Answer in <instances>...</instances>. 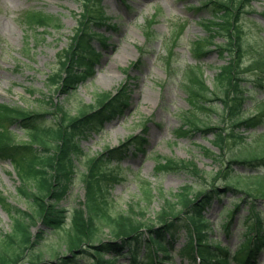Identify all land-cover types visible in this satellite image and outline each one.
<instances>
[{
  "label": "trees",
  "instance_id": "obj_1",
  "mask_svg": "<svg viewBox=\"0 0 264 264\" xmlns=\"http://www.w3.org/2000/svg\"><path fill=\"white\" fill-rule=\"evenodd\" d=\"M78 1L82 5L79 25L69 45L58 53V66L47 76L50 86L60 87L67 94L90 78L88 71L94 68L91 57L96 54L92 41H105L95 25L109 21L101 0ZM242 1L246 3V0L205 3L211 2L218 16L206 25H214L210 29L217 26L216 32L223 29L227 43L222 46L232 55L221 66L216 83L208 85L197 65L188 71L192 83L198 84L196 90L192 85L188 87L196 96L195 105L204 109L201 99L216 103L222 120L229 122V131H224L207 122L189 120L195 130L213 134L212 142L218 151L204 148V152L218 163V168L212 173L204 172L186 159L169 158L160 163L156 170L194 173L202 184L196 190L185 183L177 192H161L162 204L153 218H145L144 212L140 215L132 205L126 211L111 210L105 186L109 175L117 174L121 167L119 164L108 167V158L121 153L120 146L108 147L86 162L87 170L82 174L83 201L74 207L64 205L76 172L74 161L80 153L81 138L89 130L101 131L117 110L128 106L131 96L124 85L115 93H98L94 103L81 101L75 113L65 105L59 106L62 117L51 114L46 125L34 123L45 113L20 104L0 105V116L8 121L0 123V158L14 164L20 179L19 191L26 200L25 207H21L8 202L0 193L11 218L9 228L0 232V264H171L175 252L200 264H258L264 251V146L258 148V142L264 140V132L244 136L239 129L246 126L250 130L264 123V110L245 116L246 90L241 76L254 64H262L264 68V49L254 64L246 62L248 52L260 49L247 42L239 14L233 17L232 2ZM31 18L36 27L60 25L57 18L46 13H35ZM192 51L198 62L207 53L201 40H197ZM219 88L223 94L216 92ZM216 99L222 102V107ZM9 124L23 128L27 141L18 140ZM135 137L131 135L130 140ZM153 196L152 189L146 187L144 201L148 203ZM227 196L229 201L222 203L219 220L213 223L206 214L215 201L223 202ZM217 223L226 233L236 226L239 239L236 249L215 236ZM34 225H39L36 231L32 229ZM61 229L64 231L61 242L70 250L61 253L55 245L46 249L43 243L47 231ZM182 237L185 242L177 248L175 244ZM123 257L126 261L120 262ZM86 258H90L88 262Z\"/></svg>",
  "mask_w": 264,
  "mask_h": 264
},
{
  "label": "rangeland",
  "instance_id": "obj_2",
  "mask_svg": "<svg viewBox=\"0 0 264 264\" xmlns=\"http://www.w3.org/2000/svg\"><path fill=\"white\" fill-rule=\"evenodd\" d=\"M207 1L101 0L109 21L95 25V30L105 37V41H92L96 54L91 57L94 68L88 71L91 78L79 84L75 92L67 94L60 87L50 86L47 76L58 66V53L69 45L74 29L79 25L81 3L78 0H0V105L20 104L45 113L34 123L46 125L51 121V114L62 117L59 106L65 105L75 113L81 101L94 103L102 91L115 93L124 85L131 96L124 112L118 114L121 110H117L114 119L103 130L98 133L89 130L83 135L80 153L74 161L76 172L64 205L74 207L83 201L82 174L86 173V162L108 147L120 146L122 151L108 158V167L118 164L121 167L117 176L109 175L105 186L113 212L129 210L132 205L140 215L144 212L145 218H153L162 204L161 192H177L185 183L192 185L193 190L198 189L202 179L194 173L179 169L156 170L166 159L191 160L204 172L217 170L218 163L204 152V148L218 151L212 142L213 134L195 130L189 122L194 118L198 123L207 122L211 127L229 131L228 120H222L215 108H208L209 105L216 107V103L201 99L205 106L201 109L195 105L196 96L188 89L187 70L196 64L198 56L192 50L197 40H201L207 50L198 66L210 86L216 83L215 77L221 66L232 57L222 46L227 43L223 29L216 32L217 26L210 29L209 26L214 25H206L218 17L213 4H205ZM232 4L235 5L231 10L233 17L239 14L247 42L255 43L260 49L246 55V62L254 63L264 49V0ZM35 13L53 16L60 25L47 29L33 26L31 17ZM261 66L254 64L241 74L246 90L245 116L264 109L261 103L264 102V68ZM106 71L108 78L101 80L100 74ZM217 92L223 94L220 90ZM216 100L221 107L222 102ZM0 117V123L8 122L5 117ZM9 128L17 134L18 140L27 141L23 128L15 124ZM239 132L244 136L260 134L264 132V123L250 130L242 126ZM131 135L136 136L134 140H130ZM248 139L252 140L251 137ZM258 143H255L258 148L264 146L263 139ZM19 186L14 164L0 158V193L8 202L25 207L26 200ZM146 187L154 194L148 203L144 201ZM229 199L227 196L223 202L213 204L207 215L213 223L219 220L222 203ZM10 219L0 200V232L9 228ZM39 225L32 229L36 231ZM214 234L236 249L239 242L236 226L226 233L217 223ZM61 236H64L63 229L47 231L43 246L48 249L55 245L61 253L69 251L61 242ZM105 238L110 237L105 235ZM184 242L182 237L175 246L178 248ZM89 259L84 260L88 262ZM119 261L124 262L126 258ZM257 262L264 264V252ZM170 263L194 264L176 252Z\"/></svg>",
  "mask_w": 264,
  "mask_h": 264
},
{
  "label": "bare ground",
  "instance_id": "obj_3",
  "mask_svg": "<svg viewBox=\"0 0 264 264\" xmlns=\"http://www.w3.org/2000/svg\"><path fill=\"white\" fill-rule=\"evenodd\" d=\"M106 73H108V71L103 72L102 74H100L99 77H100L101 80L108 78L107 75H106ZM108 76H109V75H108Z\"/></svg>",
  "mask_w": 264,
  "mask_h": 264
}]
</instances>
